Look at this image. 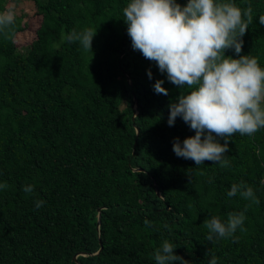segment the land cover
<instances>
[{"label":"trees","instance_id":"obj_1","mask_svg":"<svg viewBox=\"0 0 264 264\" xmlns=\"http://www.w3.org/2000/svg\"><path fill=\"white\" fill-rule=\"evenodd\" d=\"M27 1L40 17L34 40L13 41L26 14H15L11 38L0 33V264H156L165 240L189 264H264V128L229 138L228 167L177 157L175 138L183 145L196 133L181 117L169 126V105L191 89L133 49L130 0ZM223 2L253 9L239 55L264 68V0ZM86 28L97 30L87 51L66 39ZM241 182L259 204L227 195ZM234 212L245 230L207 241L204 221Z\"/></svg>","mask_w":264,"mask_h":264},{"label":"clouds","instance_id":"obj_2","mask_svg":"<svg viewBox=\"0 0 264 264\" xmlns=\"http://www.w3.org/2000/svg\"><path fill=\"white\" fill-rule=\"evenodd\" d=\"M252 13L251 6L241 9L223 0H189L186 6L176 0H130L123 9L133 49L156 62L172 84L191 89L189 94L182 93L178 102L169 105L168 123L172 126L181 117L195 130V136L186 138L183 145L175 138L173 151L177 157L191 159L197 166L209 160L228 167L230 161L225 153L229 138L236 133L252 136L264 128V68L258 58L239 55L244 43L242 37L253 23ZM14 23L13 11L0 12V33L5 38H11ZM259 23L264 25V15L259 17ZM96 32L91 28L80 33L73 30L66 39L79 41L86 51L92 50ZM227 49H234L239 58L226 56ZM148 75L151 79V69ZM163 84V80H157L154 90L167 96L168 90ZM216 137L225 138V142L219 143ZM7 187L0 184V189ZM24 191L31 193L33 186L26 185ZM237 193L251 202L246 208L260 203L253 188L243 182L233 184L227 195L234 197ZM43 204L44 201H37L36 207ZM244 220V212L229 213L226 222L218 216L206 219L207 241L214 243L233 236L237 229L244 231ZM145 224L150 222L145 220ZM176 248L165 240L155 251L156 264L176 261L189 264L174 253ZM210 264H217L215 257Z\"/></svg>","mask_w":264,"mask_h":264},{"label":"rangeland","instance_id":"obj_3","mask_svg":"<svg viewBox=\"0 0 264 264\" xmlns=\"http://www.w3.org/2000/svg\"><path fill=\"white\" fill-rule=\"evenodd\" d=\"M8 0L7 10H11L14 14L20 15L26 14L27 17L23 19V23H25L27 28L18 33L13 41L18 49H22L29 45L35 37V29L39 25L40 17L34 13L33 4L27 0Z\"/></svg>","mask_w":264,"mask_h":264},{"label":"water","instance_id":"obj_4","mask_svg":"<svg viewBox=\"0 0 264 264\" xmlns=\"http://www.w3.org/2000/svg\"><path fill=\"white\" fill-rule=\"evenodd\" d=\"M136 115V114H135ZM134 119V117L132 118V120ZM139 134V130L136 129V135L138 136ZM136 145V142L134 143V146ZM100 215H101V209H98V215H97V230L99 229V225H100ZM101 251V247L99 249V252ZM76 260V258L74 257V261ZM79 264V263H78Z\"/></svg>","mask_w":264,"mask_h":264}]
</instances>
